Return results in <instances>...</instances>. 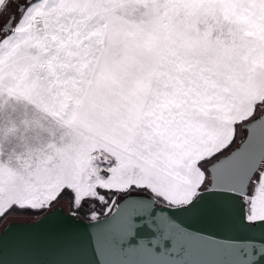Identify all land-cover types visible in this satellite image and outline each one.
I'll use <instances>...</instances> for the list:
<instances>
[{"label":"snow or ice","instance_id":"obj_1","mask_svg":"<svg viewBox=\"0 0 264 264\" xmlns=\"http://www.w3.org/2000/svg\"><path fill=\"white\" fill-rule=\"evenodd\" d=\"M63 206L0 264H264V0H0V224Z\"/></svg>","mask_w":264,"mask_h":264},{"label":"water","instance_id":"obj_2","mask_svg":"<svg viewBox=\"0 0 264 264\" xmlns=\"http://www.w3.org/2000/svg\"><path fill=\"white\" fill-rule=\"evenodd\" d=\"M89 221L80 217L78 221L68 218V211L63 207L58 215L52 219L41 220L40 217L32 220L10 221L0 229V238L12 241L20 239H44L64 231L85 232ZM7 227V231L5 228Z\"/></svg>","mask_w":264,"mask_h":264},{"label":"rangeland","instance_id":"obj_3","mask_svg":"<svg viewBox=\"0 0 264 264\" xmlns=\"http://www.w3.org/2000/svg\"><path fill=\"white\" fill-rule=\"evenodd\" d=\"M66 210H68L67 206H63ZM32 215L30 214H21V215H18L14 218H11L9 221H21V219H26V218H32L31 217Z\"/></svg>","mask_w":264,"mask_h":264},{"label":"trees","instance_id":"obj_4","mask_svg":"<svg viewBox=\"0 0 264 264\" xmlns=\"http://www.w3.org/2000/svg\"><path fill=\"white\" fill-rule=\"evenodd\" d=\"M64 208V207H63ZM65 209V208H64ZM66 210V209H65ZM68 211V210H67ZM30 215H32L31 217L32 218H26V219H21V220H32V219H37L39 216H37V215H33V214H30ZM82 218H84L83 216H81ZM8 222H10V221H7V223ZM5 224H0V229L4 226Z\"/></svg>","mask_w":264,"mask_h":264}]
</instances>
